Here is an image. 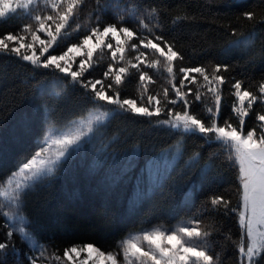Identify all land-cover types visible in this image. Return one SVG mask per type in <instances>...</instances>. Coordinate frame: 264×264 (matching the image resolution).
I'll return each instance as SVG.
<instances>
[{
  "label": "trees",
  "instance_id": "1",
  "mask_svg": "<svg viewBox=\"0 0 264 264\" xmlns=\"http://www.w3.org/2000/svg\"><path fill=\"white\" fill-rule=\"evenodd\" d=\"M119 2L121 8L135 3L158 10L156 19H142L150 27L159 23L160 30L153 29L155 35H163L184 57L183 61L175 62L177 86L181 67L204 66L211 72L217 63L230 65L223 73L229 81L223 90V118L232 115L231 105L235 102L230 94L231 83L240 80L244 86L252 85L249 90L254 91L264 81V0ZM108 3L109 0H99L98 5L97 0H85L71 25L74 28L79 24L80 28L63 45L82 39L87 29L96 26L97 16L104 23H117L114 9L105 10ZM246 11L256 13L255 17L248 20L243 16ZM89 13L94 16L93 21H87ZM177 16L187 18L174 24ZM28 23L32 21L23 12L6 18L0 21V36L9 32L17 34ZM124 26L133 30L138 27L127 16ZM143 35L151 38L147 32ZM245 38L253 41L250 47L241 45L240 49L228 50L232 42ZM134 56L131 50L126 52V59ZM93 60L96 63L85 77L104 79L102 73L111 63L110 52L105 49L102 55L94 54ZM143 70L154 81L148 85V92H143L139 74L131 69L132 75L116 89L121 99L156 95L164 88L174 98L163 69L145 67ZM109 82L104 80L105 85ZM188 87L195 90L193 85ZM108 94L112 95V91ZM90 95L57 71L35 68L14 55L0 54V181L4 182L25 158L38 150L50 125L64 127L98 106L93 104ZM189 100H192L191 94ZM175 110L183 111V106L177 105ZM190 111L203 118L200 102H193ZM261 113H264V104L257 102L245 119L246 131L257 126L255 116ZM166 118L164 113L152 118L112 113L102 126H97L87 142L72 150L70 158L62 162L47 186H38L24 197L22 213L27 229L46 245L47 252L62 258L69 247L87 243L103 251H114L118 249V242L132 232L199 219L202 229L211 233L207 243L219 254V264H237L236 244L242 235L238 217L223 206L213 207L210 198L223 196L229 202V209L240 206L238 167L226 158L218 144L208 145L197 135L157 123ZM231 122L235 124V119ZM10 210L7 206L3 209ZM8 231H14L11 221L0 215V242L6 240ZM11 239L20 250L21 258L29 253L27 243L22 242L19 234ZM5 253L0 256V264H15L11 245Z\"/></svg>",
  "mask_w": 264,
  "mask_h": 264
},
{
  "label": "snow or ice",
  "instance_id": "2",
  "mask_svg": "<svg viewBox=\"0 0 264 264\" xmlns=\"http://www.w3.org/2000/svg\"><path fill=\"white\" fill-rule=\"evenodd\" d=\"M84 2L0 0V21L20 12L32 21L22 25L17 34L9 32L0 36V54L14 55L35 68L63 74L72 85L89 92L93 104L99 105L90 119L81 118L83 127L51 141L49 147L58 145L54 156L45 154L47 149L42 142L38 145L39 150L20 164L14 178L0 187V197L3 198L0 201V215L11 221L14 230L6 232V240L0 242V256L5 255V250L11 245L16 257L15 264H59L61 257L55 254L46 256V245L26 230V217L22 214L24 197L38 186H47V182L62 167V162L70 158L72 150L87 142L96 132L97 126H102L112 113H131L148 118L160 117L164 113L167 118L157 120V123L184 134L197 135L208 145L218 144L225 151L226 158L238 167L240 206L229 209V202L223 196L211 197L210 201L213 207L223 206L238 217L242 235L236 244L237 264H264V113L255 116L256 127L245 130V119L249 117L253 106L257 102L264 104V81L254 91L249 90L252 85L244 86L240 80L231 83L230 94L234 96L235 102L231 105L232 115L225 119L222 115L223 90L229 81L223 73L228 71L230 65L227 62L217 63L211 72L204 66L181 67L178 69L181 78L177 86L175 62L183 61L184 57L163 35H155L153 29L160 30L159 23L150 27L142 19H156L159 13L155 7H142L133 3L128 8H121L119 0H109L105 10L108 7L114 9L119 27L117 23H104L97 16L96 26L87 29L82 39L63 45V41L80 28L79 24L74 28L71 25L75 23L74 18ZM97 3L99 5V0ZM255 15L252 11L243 13L248 20H252ZM126 16L138 25L136 30L124 26ZM186 18L177 16L173 23ZM143 32L149 33L151 38L145 37ZM252 43L248 38L238 39L232 42L228 50L240 49L241 45L250 47ZM105 49L110 52L111 63L106 65L107 70L102 73L104 79H88L84 74L95 65L94 54L102 55ZM129 50L135 53L132 59H126ZM57 51L59 55L53 54ZM150 54L152 59H149ZM145 67L156 71L163 69L167 73L174 98L169 96L168 88L156 95H145L148 85L154 83L149 72L143 70ZM131 69L139 74L138 79L145 94L137 99H121L116 89L132 75ZM104 80L110 82L105 85ZM188 85L195 86V90ZM109 90L112 95L108 94ZM189 94L192 100H189ZM193 102L203 104V118H198L190 111ZM108 105L115 107L101 112L100 109ZM177 105H182L183 111H176ZM233 118L235 124L231 122ZM3 183L0 181V184ZM5 206L16 211L4 212ZM14 234H19L22 242L28 245L30 254L25 253L23 258L11 239ZM210 235L209 231L202 229L199 219H190L187 223L180 222L171 228L157 226L130 233L118 242L119 252L105 253L93 243H87L81 248L69 247L64 251V258L73 261L71 254L79 257L84 252L87 258L81 264H88L93 257L94 264H219V254L214 253L207 243Z\"/></svg>",
  "mask_w": 264,
  "mask_h": 264
},
{
  "label": "rangeland",
  "instance_id": "3",
  "mask_svg": "<svg viewBox=\"0 0 264 264\" xmlns=\"http://www.w3.org/2000/svg\"><path fill=\"white\" fill-rule=\"evenodd\" d=\"M85 11V13L87 12V9H85L84 10ZM94 16L91 14V13H89V14H87V21H90V20H94V18H93ZM41 38H45L44 36H42ZM27 42V41H26ZM66 50V49H65ZM60 54V53H59ZM59 54H56V55H59ZM73 70H75V65H73ZM101 103H103V102H101ZM115 106L114 105H108L107 107H105V108H103V109H100L101 110V112H105V111H108L110 108H114ZM97 108H99V105L98 106H96L89 114H87V115H85V116H82V117H79V118H77V119H75V120H73L70 124H68V125H66V126H64V127H60V128H58V127H55V126H49L48 127V129H47V131H46V133H45V135L41 138V140H40V143H39V145L42 143V142H44V146H45V148L47 149V151H46V155H52V156H54L55 155V153H56V151H57V149H58V145H51V147H49V145L51 144V141L52 140H54V139H57L60 135H62V134H69V133H72V132H75L76 131V129L77 128H80V127H83L84 126V124L82 123V120H81V118H84L85 120L86 119H90L93 115H95V110L97 109ZM39 150V149H38ZM37 150V151H38ZM31 158V157H30ZM29 158V159H30ZM26 162V161H25ZM18 171V169L17 170H15L5 181H4V183L3 184H0V187H4L6 184H7V180H11V179H13L14 178V174L16 173ZM11 211L14 213L15 211H16V209L15 208H12L11 209ZM23 214V213H22ZM24 215V214H23ZM188 220H190V219H186V220H182V221H180V222H184V223H187L188 222ZM180 222H177L176 224H174V225H172V226H170V227H167V226H159V227H161L162 229H164V228H171V227H173V226H175V225H177L178 223H180ZM25 227H26V230H28L27 229V226H26V224H25ZM154 227H157V226H154ZM151 228H153V227H151ZM148 229H150V228H148ZM29 231V230H28ZM137 232H139V231H136V232H132V234H135V233H137ZM129 235V234H128ZM127 235V236H128ZM126 236V237H127ZM125 237V238H126ZM84 245H86V244H84ZM84 245H77V247L78 248H81V247H83ZM101 251H103V250H101ZM120 251V249L118 248L117 250H114V251H112V252H119ZM103 252H105V253H107V252H109V251H103ZM53 254H55L56 255V253H50V252H46V256H51V255H53ZM72 256H73V261H67L66 260V258H64V255L62 256V258H61V262H59V264H81V261L82 260H84V259H86L87 257H86V253H84V252H81V254H80V256L79 257H77L76 256V254H71ZM94 260H95V257H93V259L92 260H89V262H88V264H94ZM53 264H56V262H53Z\"/></svg>",
  "mask_w": 264,
  "mask_h": 264
}]
</instances>
